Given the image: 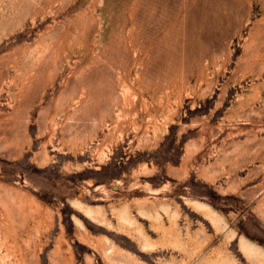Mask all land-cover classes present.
Here are the masks:
<instances>
[{
	"label": "rangeland",
	"instance_id": "1",
	"mask_svg": "<svg viewBox=\"0 0 264 264\" xmlns=\"http://www.w3.org/2000/svg\"><path fill=\"white\" fill-rule=\"evenodd\" d=\"M0 264H264V0H0Z\"/></svg>",
	"mask_w": 264,
	"mask_h": 264
},
{
	"label": "bare ground",
	"instance_id": "2",
	"mask_svg": "<svg viewBox=\"0 0 264 264\" xmlns=\"http://www.w3.org/2000/svg\"><path fill=\"white\" fill-rule=\"evenodd\" d=\"M88 210H91V209L88 208ZM95 210H96V211H95ZM93 211H95V213L97 214V218H99L100 216L98 217V213H97V211H99V209H98V210H97V209H94ZM121 211H123V209H122ZM124 211H125V210H124ZM126 211H127V210H126ZM126 211H125V212H126ZM87 212H89V211H87ZM87 212H86V213H87ZM90 212H91V211H90ZM90 212H89V213H90ZM99 212H100V211H99ZM95 213H94V215H95ZM100 213H101V212H100ZM120 213H124V212H120ZM126 213H127V212H126ZM126 213H125V214H126ZM88 215H89V214H88ZM91 216H92V214H91ZM120 216H121V215H120ZM120 216H119V218H120ZM121 217L123 218V216H121ZM93 218H94V217H93ZM122 218H120V219L122 220ZM95 219H96V216H95ZM123 220H124V218H123ZM129 221H130V220H129ZM146 244H147V243H146ZM243 246H244V245H243ZM249 253H250V251H249Z\"/></svg>",
	"mask_w": 264,
	"mask_h": 264
}]
</instances>
